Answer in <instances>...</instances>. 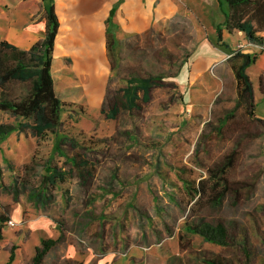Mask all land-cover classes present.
I'll list each match as a JSON object with an SVG mask.
<instances>
[{
	"label": "rangeland",
	"instance_id": "rangeland-1",
	"mask_svg": "<svg viewBox=\"0 0 264 264\" xmlns=\"http://www.w3.org/2000/svg\"><path fill=\"white\" fill-rule=\"evenodd\" d=\"M172 1L158 0L154 26L118 43L113 61L105 50L103 69L92 70L91 63L77 69L71 57L57 62V87L64 102L59 134L72 138L78 151L82 145L89 148L94 180L82 184L73 174L46 190L47 162L63 163L55 154V135L38 139L30 131L15 132L0 145V217L7 219L2 223L0 264L7 263L13 246V264H32L46 239L59 243L43 264H205V259L264 264L262 128L250 126L218 139L208 127L237 96L227 59L233 51L258 54L262 49L238 32L219 43L216 25L223 14L217 0H176L183 13L166 20L174 13ZM249 68L258 88V66ZM138 71L160 77L161 84L141 111L108 119L102 109L110 107L116 90ZM25 91V85L17 84L8 93L19 96ZM257 98L256 113L264 116L258 92ZM2 123L16 120L0 111ZM232 149L240 152V159L230 177L240 183L237 188L248 189L241 200L231 195L218 215L229 235L223 250L189 234L185 223L191 210L201 207L195 187L203 181L211 184L206 168L222 163ZM45 192L53 196L47 206L32 197Z\"/></svg>",
	"mask_w": 264,
	"mask_h": 264
},
{
	"label": "trees",
	"instance_id": "trees-1",
	"mask_svg": "<svg viewBox=\"0 0 264 264\" xmlns=\"http://www.w3.org/2000/svg\"><path fill=\"white\" fill-rule=\"evenodd\" d=\"M217 1L221 7L227 6V12H224V29L230 34L242 32L251 43L262 47L264 51V37L259 35L264 32V0ZM113 15L114 10L111 12L108 24L112 23ZM58 30L59 20L55 12L54 1L50 0L46 12L44 38L38 40L29 50H21L7 41L0 40V111L11 114L16 120L15 124H0V145L15 132L30 131L38 139H43L49 134L55 135L57 138L55 154L63 158V163L59 166L52 160L47 162L45 167L47 174L43 177L46 190L59 183H65L73 174L82 184L89 183L96 178L95 163L86 155L89 148L82 145L78 151L72 138L59 134L63 126L64 102L56 94L52 76L54 46ZM222 31V27H217L219 41H222ZM107 51L113 61L117 57L116 46L114 36L109 30ZM256 60V55L241 50L233 51L227 59L235 75L237 96L233 106L225 109L216 123H209L210 133L218 139H226L229 135L246 131L250 126L262 128L260 136L264 135V119L256 116L254 85L248 74V68ZM116 66L112 63L111 69L115 70ZM159 78L151 73L136 72V75L127 79L125 86L116 90L110 101V107L103 108L102 113L108 119L116 120L122 112L141 111L143 105L149 103L153 89L161 84ZM17 84L25 85L26 91L19 96L10 95L9 88ZM218 101L219 99L216 103ZM67 147L72 152H69ZM239 159L240 152L232 149L223 155L222 163L216 167L206 168L211 184L208 185L207 181L201 182L195 187L194 194L202 198V202L204 200V205L200 200V206L204 208L191 210L190 216L188 214V221L185 223V230L189 234L199 235L207 242L224 248L223 250L228 247L229 235L224 220L218 215L231 195H236L237 200H241L243 190L248 189L247 185L237 188L240 183L230 177L235 172ZM32 197L38 204L44 206L53 202V196L47 192L32 194ZM205 210L210 214L202 213ZM6 220V217H0V243L3 241L2 223ZM61 231L63 232L62 226ZM58 243V239L42 241L41 246L36 249L32 264H43L45 257ZM16 250V246L10 249V256L5 264H13L16 259ZM231 254L236 253L232 250ZM204 263L221 264L219 260L210 261L208 259H205Z\"/></svg>",
	"mask_w": 264,
	"mask_h": 264
},
{
	"label": "crops",
	"instance_id": "crops-1",
	"mask_svg": "<svg viewBox=\"0 0 264 264\" xmlns=\"http://www.w3.org/2000/svg\"><path fill=\"white\" fill-rule=\"evenodd\" d=\"M53 1L59 20V30L54 46L52 76L56 94L60 99L55 75V68L60 58L63 60L69 57L73 58L74 66L77 69L82 68L80 65L85 63H91L92 70L103 69L101 66L102 53L107 51L108 30L114 36L115 46L122 40L142 35L154 26V16L158 11L159 3L158 0ZM175 1H172L171 6L174 13L166 20L176 18L183 13L177 10L174 5ZM48 7V0H0V40L7 41L21 50H29L38 40L45 37ZM219 7L223 18L216 25V34L217 27H222V41H219L218 34L217 40L223 44L225 41H229L227 35L230 37L234 33L230 34L224 29L225 15L223 11L226 9L225 5L221 7L219 4ZM190 9H194V7L190 6ZM112 10H114L112 23L108 24ZM186 13L188 16H192L190 13ZM238 33L243 34L242 32ZM259 35L264 37V32ZM238 41L239 39L235 40L233 44H237ZM229 43L230 45L227 46L234 49L231 42ZM260 48L262 49V47ZM261 51L262 53L258 54L250 53L257 56L254 64L258 66V88L252 80L256 105L259 100L257 92L262 96L260 100L264 102V51L263 49ZM248 73L250 74V71ZM256 116L264 119L262 114L256 113Z\"/></svg>",
	"mask_w": 264,
	"mask_h": 264
},
{
	"label": "built area",
	"instance_id": "built-area-1",
	"mask_svg": "<svg viewBox=\"0 0 264 264\" xmlns=\"http://www.w3.org/2000/svg\"><path fill=\"white\" fill-rule=\"evenodd\" d=\"M257 47H258V46H257ZM8 224H10L11 227H14V226H15V223H14V221H12V220L8 221Z\"/></svg>",
	"mask_w": 264,
	"mask_h": 264
}]
</instances>
